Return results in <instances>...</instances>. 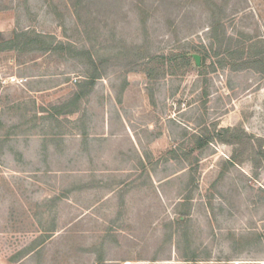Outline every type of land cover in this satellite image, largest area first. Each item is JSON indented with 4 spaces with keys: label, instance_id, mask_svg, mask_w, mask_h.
Wrapping results in <instances>:
<instances>
[{
    "label": "rangeland",
    "instance_id": "1",
    "mask_svg": "<svg viewBox=\"0 0 264 264\" xmlns=\"http://www.w3.org/2000/svg\"><path fill=\"white\" fill-rule=\"evenodd\" d=\"M0 33V264H264V66L213 56L264 64V0H0Z\"/></svg>",
    "mask_w": 264,
    "mask_h": 264
},
{
    "label": "trees",
    "instance_id": "2",
    "mask_svg": "<svg viewBox=\"0 0 264 264\" xmlns=\"http://www.w3.org/2000/svg\"><path fill=\"white\" fill-rule=\"evenodd\" d=\"M219 19H216L215 22H213V30L216 31L218 26H219ZM216 34V33H215ZM214 34V35H215ZM13 36L9 39H4L3 37H1V33H0V44L2 43V47L9 45V48H12L15 39L18 37V33H13ZM16 37V38H15ZM213 37V36H212ZM215 39H216V48L213 51V56L217 58L216 64H218L220 67H225L228 63V60H231L232 58L235 59L234 57L237 58L238 62H234L231 63L229 66L231 69L233 70H238L241 68H248L250 66H255L256 64L259 65H263L262 64V57L260 58H253L255 56V53H250L248 56L249 58L242 56V54H244V47H242L241 45L237 44L234 47H230V44L226 45L224 47V49L222 48V44L224 43L223 40H220V37L217 36V34L215 35ZM218 44V45H217ZM210 48H213V45H210ZM226 52V53H225ZM238 53V54H237ZM193 54H198L200 56V60L201 63L198 69H200V71H202L203 69H205L206 64H207V59L209 57V53L207 50V47L205 45L200 44V46H198L197 48H195L191 53H187L186 55H184V59L186 60H194L193 58ZM228 54V56H227ZM90 58V61L93 62L92 58ZM195 63V61H194ZM196 65V64H195ZM90 80L89 82H87L89 85L93 84V80L96 78V76L94 75H90L89 76ZM87 78V80L89 79ZM223 132L227 133L228 129L222 128L220 130H217L215 132V135L219 138L221 137V135L223 134ZM196 147L194 148H202L204 145L208 144V142L211 141V139L213 138L212 135H206L204 136L203 134H198L196 137ZM172 151V150H171ZM188 198V197H187ZM14 259H12L13 261ZM186 261H191V264H200L198 261L199 260H203V259H199L198 255L193 254L191 257H188L187 259H185ZM204 264H215V263H204ZM225 264V263H223ZM240 264H247V263H240Z\"/></svg>",
    "mask_w": 264,
    "mask_h": 264
},
{
    "label": "water",
    "instance_id": "3",
    "mask_svg": "<svg viewBox=\"0 0 264 264\" xmlns=\"http://www.w3.org/2000/svg\"><path fill=\"white\" fill-rule=\"evenodd\" d=\"M192 56L194 58L195 64L199 65L200 64V56L198 54H193Z\"/></svg>",
    "mask_w": 264,
    "mask_h": 264
}]
</instances>
